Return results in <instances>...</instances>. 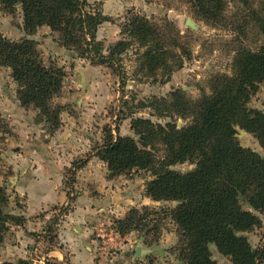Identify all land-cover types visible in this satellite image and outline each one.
<instances>
[{"label":"rangeland","instance_id":"obj_1","mask_svg":"<svg viewBox=\"0 0 264 264\" xmlns=\"http://www.w3.org/2000/svg\"><path fill=\"white\" fill-rule=\"evenodd\" d=\"M87 1L107 17L95 32L105 53L124 36L123 23L138 14L161 26L167 21L176 25L190 56L167 80L161 72L136 71L135 49L122 54L116 65L120 68L115 70L63 46L59 33L47 25L27 35L20 5L9 12L0 4V36L33 40L44 65L59 67L63 73L60 90L48 101L52 110L59 108L54 121L39 107L20 103L11 69L0 65V185L13 216L0 241V264L20 258L32 264H83L84 257L92 264H181L176 226L164 215L178 201L152 200L145 194L150 170L112 173L96 151L106 130L138 140L130 126L134 117L161 124L168 121L170 116H159L150 105L154 98L166 97L176 88L192 99L201 97L208 92L213 74L231 72L238 42L257 49L262 36L253 23L241 26L245 35L239 37L231 25L211 27L195 18L184 0ZM237 6L246 10L244 5ZM253 8H259L258 0ZM235 9L229 3L226 10L231 14ZM247 106L264 112V81L258 83ZM174 118L178 126L186 122ZM236 132L241 146L264 155L252 133L239 127ZM194 165L185 161L171 168L185 172ZM132 207L142 215L148 213L146 226L121 235L117 220ZM255 213L261 224L244 232L252 248L264 241V216ZM209 249L218 264H233L214 246ZM57 256H61L58 263Z\"/></svg>","mask_w":264,"mask_h":264},{"label":"trees","instance_id":"obj_2","mask_svg":"<svg viewBox=\"0 0 264 264\" xmlns=\"http://www.w3.org/2000/svg\"><path fill=\"white\" fill-rule=\"evenodd\" d=\"M184 1L195 18L214 28L231 25L238 37L245 35L241 26L253 23L262 36L261 44L251 49L238 42L231 72L213 74L208 92L201 97L192 99L176 88L166 97L154 98L150 105L156 107L158 115L171 118L163 124L132 118L130 126L138 140L106 130L96 155L112 173L133 168L150 170L152 178L146 184V196L154 201H178L165 209L164 215L176 226L177 259L181 264H218L210 246L228 256L233 264H264V241L260 247L252 248L244 235L261 224L255 212L264 216V155L241 146L236 138L239 127L252 133L264 149V112L247 106L258 83L264 81V0H258L259 8H253L255 0ZM229 3L236 7L231 14L226 10ZM0 4L9 12L20 5L27 35L47 25L59 33L63 46L75 48L92 62L115 70L120 68L116 65L122 54L135 49L136 71L161 72L167 80L190 56V49L182 44L178 28L170 21L161 26L144 16L131 15L122 25L124 36L108 46L105 53L103 44L95 40V32L107 17L87 0H0ZM0 65L11 69L20 103L39 107L56 121L59 108L52 110L48 101L60 90L62 69L46 67L33 40L14 41L1 36ZM174 116L186 120L185 124L178 126ZM185 161L194 163V167L185 172L171 168ZM147 214L132 207L117 220L119 233L145 227ZM12 218L8 195L0 185V241ZM2 264L32 263L20 258Z\"/></svg>","mask_w":264,"mask_h":264},{"label":"crops","instance_id":"obj_3","mask_svg":"<svg viewBox=\"0 0 264 264\" xmlns=\"http://www.w3.org/2000/svg\"><path fill=\"white\" fill-rule=\"evenodd\" d=\"M72 227H73V226H72ZM73 230H75V229L73 228ZM76 232H78V230H75V233H76ZM72 241H75V240L72 239ZM72 244H73V243H72ZM57 258H58V260H56V261H57V263H58V262H59V258H61V256H57ZM84 259H85V261H82L83 264H92V260H91V259H89V258L86 259L85 257H84ZM64 263H65V262H64ZM64 263H63V264H64Z\"/></svg>","mask_w":264,"mask_h":264},{"label":"water","instance_id":"obj_4","mask_svg":"<svg viewBox=\"0 0 264 264\" xmlns=\"http://www.w3.org/2000/svg\"><path fill=\"white\" fill-rule=\"evenodd\" d=\"M187 23L190 24V25H192V23H191L189 20H187ZM83 49H84V48H82V50H83Z\"/></svg>","mask_w":264,"mask_h":264}]
</instances>
